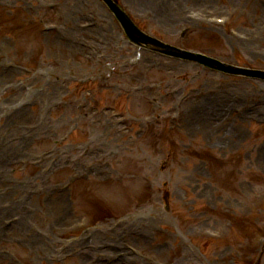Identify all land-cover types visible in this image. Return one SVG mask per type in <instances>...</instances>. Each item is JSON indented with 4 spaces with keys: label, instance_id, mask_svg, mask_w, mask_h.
Masks as SVG:
<instances>
[{
    "label": "rangeland",
    "instance_id": "rangeland-1",
    "mask_svg": "<svg viewBox=\"0 0 264 264\" xmlns=\"http://www.w3.org/2000/svg\"><path fill=\"white\" fill-rule=\"evenodd\" d=\"M49 1L57 4L54 9L48 7ZM131 1L125 0V8L144 29L165 42L264 69V36L255 32L264 30L260 27L264 23V0H189L187 5L196 9L214 7L218 15L230 13L233 17L226 26L204 24L208 28L190 25L188 16L182 24H166L162 18L152 19L150 9H135ZM85 2L89 7L83 12L84 8L77 6ZM12 3L16 4H0V30L17 29L13 39L0 36V42L6 44L0 49V146H14L17 138H26L28 146L12 164H1L0 192L14 187L18 178L34 175L42 179L43 168L52 166L45 178V190L35 186L32 191L39 204L36 199L31 201L37 210L31 224L29 219L19 221L26 222L24 234L28 236V228L35 221L33 231L43 236L53 231L52 223L65 226L78 218L80 207L94 205L105 209L107 219L101 220L109 228L100 236L92 231L90 238L83 232L72 247L64 246L59 235L52 248L54 260L45 259L49 263L44 264H264V247L251 243L256 230L264 233V199L258 200L264 189V81L139 48L124 36L101 0ZM76 7L81 14L73 18L69 12ZM91 16L101 21L107 32L93 36L87 32L90 29H80L78 23L91 20ZM39 18L61 24V41L59 32H41ZM20 25L26 27L21 33ZM69 26L78 29L73 36L65 30ZM232 26L249 32V36L256 34L247 43L256 49L257 57L230 32ZM185 29L189 30L182 36ZM70 42L78 45L76 52L74 46H68ZM15 55L34 58L26 68L18 60V67L4 69L7 62H14ZM48 84L52 87L47 91ZM182 94L187 99L179 118L172 120L171 103ZM148 99L155 101L149 103ZM80 101L91 104L94 112L96 107L114 106L125 115L126 126L134 129L132 137L124 133V125H118L120 116L110 120L107 111L101 116L92 114L84 123L80 119L77 124L71 122L84 112L77 108ZM57 103H61L58 111ZM22 105L26 110H19ZM10 112L14 117L5 124ZM93 119L100 121L95 124ZM28 123L36 127L26 131L24 125ZM10 124L13 129L3 134L5 125ZM51 130H55L52 137L56 140L46 135ZM52 145L58 149L51 156L59 155L63 162L57 170L50 157L38 165L41 151ZM73 162H82V172L92 174H82ZM66 164L72 168H63ZM72 173L83 178L64 196V202L74 201L75 207L65 204L58 209L62 214L57 209L54 213L47 206L48 200L57 205L63 202L53 199L50 190ZM165 191L169 192L168 210L163 200ZM20 204L7 209L6 203H0V224L26 212ZM23 205L34 210L33 204ZM227 212L234 215H219ZM23 215L31 217V213ZM230 219L234 225L227 231L225 223ZM209 229H223L228 236L211 238ZM11 232L4 237H22ZM93 241L96 246L91 245ZM126 243L142 250V255L118 262L116 256ZM37 245L32 241L26 249L34 250L31 259L41 264ZM21 251L18 255L22 258L25 251Z\"/></svg>",
    "mask_w": 264,
    "mask_h": 264
},
{
    "label": "bare ground",
    "instance_id": "bare-ground-1",
    "mask_svg": "<svg viewBox=\"0 0 264 264\" xmlns=\"http://www.w3.org/2000/svg\"><path fill=\"white\" fill-rule=\"evenodd\" d=\"M193 1H199V0H193ZM186 2H188V0H186ZM131 3H132V6L135 9H138V10H140V9H144V10L150 9L151 10L150 14L152 16V19H154V18H162L163 20H165L166 24L170 23V24H173V25H179V24L183 23L182 20L177 19L175 16H172L169 13L162 12L159 9V5H158L159 1L158 0H132ZM78 14H79V11L77 10V8H73L69 12V15H71L73 18L78 16ZM193 24H196V23H193ZM95 28L97 30L90 29L87 32L91 33L93 36L102 35L103 33L101 31H103V30L105 32H107L106 28H102L101 29L100 26H97ZM60 30L58 32H59V40L61 41V37H60L61 32H60ZM67 31L69 32V34L71 36H73V32L74 33L77 32V30L74 27L72 28L71 26L68 27ZM243 45L245 47L249 48L250 43L243 42ZM68 46H72V44H68ZM75 51H77L76 47H75ZM249 53L252 54L253 56H256V57L258 56V54L256 52V49L249 48ZM51 87H52V85L48 84V86L45 88V90L47 89V91H48L49 89H51ZM193 111H194V109H191V111H190L191 114H193ZM25 143H26L25 140L20 139L19 143H16L14 146H7L6 149H3L0 152V166H1V164L2 165H5V164L7 165L9 163H12L13 160H14V158L12 157L13 152L16 151L18 154L22 153V150H23V148L25 146ZM30 187H31V182L27 181L24 184L17 186L16 192H20L21 194H24V193H26L27 189H29ZM11 196H12V194H8L7 196H2L0 194V199H6V198L11 197ZM17 203H18V201H14L13 203H11L8 206V208H12ZM16 230L18 232L24 231L25 230V223H18L17 226H16ZM99 234H101V233H99ZM142 235H145V232H142ZM0 236H2V232L1 231H0ZM32 236H34V234H32ZM47 236H49V237H46V239L50 238V239H48V241H45L44 239H42V236L34 237L33 240L36 241L39 244V249L44 252L45 257H55L56 255L52 253V248H53V243L55 242V237L51 233H48ZM72 246H74V245H71V247ZM86 253L87 252L81 253V255H84Z\"/></svg>",
    "mask_w": 264,
    "mask_h": 264
},
{
    "label": "water",
    "instance_id": "water-1",
    "mask_svg": "<svg viewBox=\"0 0 264 264\" xmlns=\"http://www.w3.org/2000/svg\"><path fill=\"white\" fill-rule=\"evenodd\" d=\"M124 20H125V18H124ZM127 25H129V23H127ZM226 68V67H225Z\"/></svg>",
    "mask_w": 264,
    "mask_h": 264
}]
</instances>
